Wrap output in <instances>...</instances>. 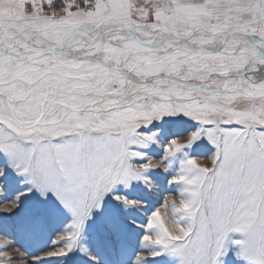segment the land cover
<instances>
[{"label": "snow or ice", "instance_id": "1", "mask_svg": "<svg viewBox=\"0 0 264 264\" xmlns=\"http://www.w3.org/2000/svg\"><path fill=\"white\" fill-rule=\"evenodd\" d=\"M0 264H264V0H0Z\"/></svg>", "mask_w": 264, "mask_h": 264}]
</instances>
